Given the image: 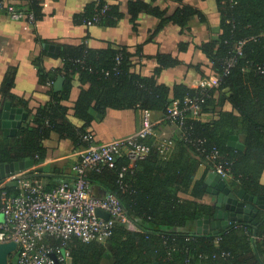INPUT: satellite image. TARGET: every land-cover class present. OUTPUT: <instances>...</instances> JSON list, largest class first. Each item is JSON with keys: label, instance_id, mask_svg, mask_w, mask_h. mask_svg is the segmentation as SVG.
<instances>
[{"label": "trees", "instance_id": "trees-1", "mask_svg": "<svg viewBox=\"0 0 264 264\" xmlns=\"http://www.w3.org/2000/svg\"><path fill=\"white\" fill-rule=\"evenodd\" d=\"M19 1L16 6L33 13L34 27L41 19L40 6L36 0ZM96 1L75 16L77 23L93 16ZM99 1L101 5L107 4L110 12L98 26L116 22L121 16L119 10L107 0ZM212 1L216 3L220 22L210 41L199 46V51L209 62V71L202 72L200 79L217 76L221 81L201 102L203 118L188 122L185 130L192 138L203 140V147L208 152L216 147L223 158L234 162L233 175L240 178L242 189L253 196H264V0ZM131 9L134 14L144 10L157 14L156 10L143 4H134ZM196 18L201 23L206 22L200 9L184 5L182 1L181 8L165 23L173 22L184 29ZM163 29L164 26L159 28ZM239 43H244L240 56L236 53ZM186 48L187 45L182 44L179 51L184 52ZM118 55H122L120 74L114 76ZM128 57L126 48H111L100 53L82 45L64 49L61 54L63 68L58 74L50 73L43 78V83L47 80L56 82L59 75L63 76V90L55 93L52 88L49 104L37 108L26 127L10 138H4L1 128L2 103L13 96L7 89L13 83L12 76H6L0 88V164L34 159L36 155L39 160L43 159L47 154L41 144L52 132L65 134L72 131L66 108L61 103L70 98L77 78L90 85L89 90L81 92L74 107L76 117L87 124L91 119L88 110L95 102L111 109H137L142 116L145 111L165 116L172 102L196 96L197 91L190 85L181 83L170 87L157 83L162 70L175 68L181 63L179 60L160 56V67L148 78L129 73ZM232 58L235 64L226 73L225 64ZM75 59H83L85 64L71 63L70 60ZM107 71L109 76L104 74ZM82 133L89 132L83 129L79 137L75 135L76 142ZM232 135H237L243 143L242 151L228 147ZM154 141V138H148L144 142L152 147L150 154L138 162L133 174L126 175L124 188L117 182L116 171L88 174L93 185H100L107 193L117 196L138 231L117 226L106 244H86L74 238L68 245L72 264H104L106 260L111 261L109 264H186L187 260L189 264H260L254 244L264 262V212L256 218V226L233 223L215 236L196 235L194 230L191 231L193 224L216 211L205 183L210 170L206 168L203 177L196 179L206 155L175 135V146L164 158L156 150ZM84 147L80 140L76 149ZM118 162L120 165L126 163ZM3 190L12 188L5 186L0 193ZM217 237L221 239L218 246L214 242Z\"/></svg>", "mask_w": 264, "mask_h": 264}, {"label": "crops", "instance_id": "crops-1", "mask_svg": "<svg viewBox=\"0 0 264 264\" xmlns=\"http://www.w3.org/2000/svg\"><path fill=\"white\" fill-rule=\"evenodd\" d=\"M36 1L42 15L34 27L25 21H12L0 10V88L6 76H12L13 83L7 89H10L13 96L6 98V102H12L15 107H22L28 113V119L36 113L37 108L49 104L52 100V88L55 93L63 90V76L59 75L57 78L64 79L63 87L58 92L54 89L57 81L47 80L43 83V78L50 73L58 74L64 66L61 58L64 49L78 47L84 40H87V46L97 53L111 48H126L129 53V73L142 77L150 78L154 75L160 67V56H172L181 63L175 68L163 69L156 79L158 84L170 87L181 83L192 86L205 71H209L208 59L199 51V46L203 42H209L219 26L217 6L212 0H182L184 5L200 9L206 17V22L201 23L196 18L184 29L173 22L165 23L167 18L172 17L181 8V0H107L112 7L119 10L121 16L112 24L90 28L77 23L74 18L86 10L94 0ZM13 4L18 5L20 1H13ZM134 4L146 5L153 11L156 10L157 14L147 10L134 14L131 9ZM162 14L163 16H160ZM161 25L164 26L163 30H159ZM45 44L59 46L58 57L50 56V52L44 48ZM182 44L187 45L184 52L179 51ZM73 86L70 98L61 103L66 108V118L72 131L65 134L52 132L41 144L46 149V157L35 161L40 167L36 172L29 174L46 189L53 188L70 177L71 166L79 150L76 148L80 143V140L76 142L74 137L77 134L79 137L83 129L93 135L97 143H108L131 136L143 126V116L139 110L111 109L96 102L88 110L91 119L87 124L76 117L74 107L81 92L89 90L90 85L81 83L77 78ZM1 95L2 92L0 100ZM152 120L157 123L159 130L168 129L161 113H153ZM206 170L200 166L196 179H201ZM228 182L233 186L234 182ZM262 183L264 184V174ZM94 189L97 195L107 193L97 184ZM193 230L195 232V223L191 228V231ZM48 242L53 244V241ZM11 260H14V256ZM110 262L106 260L104 264ZM66 264H72V258Z\"/></svg>", "mask_w": 264, "mask_h": 264}, {"label": "built area", "instance_id": "built-area-1", "mask_svg": "<svg viewBox=\"0 0 264 264\" xmlns=\"http://www.w3.org/2000/svg\"><path fill=\"white\" fill-rule=\"evenodd\" d=\"M13 1L16 0H0V10L12 21H26L33 25V13H27L13 4ZM109 12L110 7L107 4L101 5L97 0L93 16L82 18L81 25L87 28L98 26L108 17ZM87 45V40H84L82 46ZM243 45L244 43H239L236 47L239 56L242 55ZM115 61L113 72L114 76H118L122 55L116 56ZM71 62L76 65L85 64L83 59ZM234 64L235 59L228 60L224 67L225 72ZM104 74L109 76L110 72ZM220 81L217 76L195 80L191 88L197 91L196 96L186 97L182 101L176 100L168 106L164 116L167 130H159L157 123L152 120L151 112L145 111L142 128L131 136L108 143H97L90 133L82 134L80 140L85 147L76 152L70 177L50 190L29 176L37 171L40 167L38 164L10 175L0 183V189L5 186L12 188L0 193V244H16L10 264H56L52 255L56 256L59 264H66L72 258L68 245L74 238L86 244H106L117 226H122L127 231H138L117 196L112 193L97 195L88 174H101L105 170L116 171L117 182L124 188L126 175L133 174L138 162L145 160L150 154L152 147L144 143L148 138L155 139L156 150L165 158L173 150L174 138L178 135L185 143L206 155L205 162L200 166L208 168L211 173L225 181L240 183V178L233 175V161L223 158L216 147L208 152L203 147V140L192 138L185 130L188 122L203 118L201 102L212 89L218 87ZM34 160H39V156L36 155ZM119 160L126 163L120 165ZM96 210L107 213L109 219L98 217ZM48 241H53V244ZM220 241L217 237L215 245L218 246ZM189 263L187 260L186 264Z\"/></svg>", "mask_w": 264, "mask_h": 264}, {"label": "water", "instance_id": "water-1", "mask_svg": "<svg viewBox=\"0 0 264 264\" xmlns=\"http://www.w3.org/2000/svg\"><path fill=\"white\" fill-rule=\"evenodd\" d=\"M44 48L50 52L49 55L52 57H58L60 53L59 46L45 44ZM63 83L64 79L60 77L54 85L56 92L62 89ZM1 111V128L4 138L16 137L18 132L26 127L28 113L25 112L22 107H15L12 102L6 101L2 103ZM227 145L229 148L237 151H242L244 149V145L240 142L237 135L230 136ZM35 165V160L30 158L19 162L1 163L0 183L10 175L31 169ZM205 183L208 187L207 193L216 196L214 206L218 211L213 217L206 215L195 223L194 233L196 235H218L220 232L226 231L230 227V222L256 226L257 221L255 218L257 214L260 211H264V196L258 197L250 195L244 189H240L236 192L229 185L228 181L223 180L215 173H210ZM96 215L106 220L109 219V215L102 210H96ZM255 234L256 230H254V235ZM253 247L260 264H264L258 254L255 244ZM15 251V243L0 244V264H10V257ZM52 259L56 264H59L55 255H52ZM153 264L158 263L155 262Z\"/></svg>", "mask_w": 264, "mask_h": 264}, {"label": "flooded vegetation", "instance_id": "flooded-vegetation-1", "mask_svg": "<svg viewBox=\"0 0 264 264\" xmlns=\"http://www.w3.org/2000/svg\"><path fill=\"white\" fill-rule=\"evenodd\" d=\"M232 185H233V186H231V187H232V189H233L234 191H236L237 189H242V188H241V185H242L241 182H240V183H236V182H234V183H232ZM236 192H238V191H236ZM210 196H212V197H211L212 200H213V199H214V200L216 199V196H213V195H210ZM258 197H260V196H258ZM262 197H263V196H262ZM214 200H213V203L215 202ZM213 205H214V204H213ZM217 211H218V210L216 209V211L212 213L211 217H213V215H214ZM260 212H264V211H260ZM260 212L257 214L256 218L258 217V215L260 214ZM209 216H210V215H209ZM256 218H255V220H256ZM232 223H233V222H230V223H229V226H230V227H231ZM230 227H229V228H230ZM229 228H228V229H229Z\"/></svg>", "mask_w": 264, "mask_h": 264}, {"label": "clouds", "instance_id": "clouds-1", "mask_svg": "<svg viewBox=\"0 0 264 264\" xmlns=\"http://www.w3.org/2000/svg\"><path fill=\"white\" fill-rule=\"evenodd\" d=\"M233 223H237V222H233ZM233 223H232V224H233Z\"/></svg>", "mask_w": 264, "mask_h": 264}]
</instances>
